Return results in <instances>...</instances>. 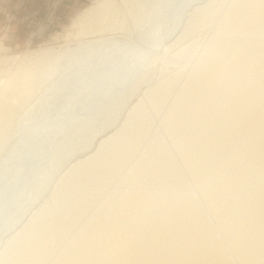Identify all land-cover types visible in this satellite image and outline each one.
<instances>
[{"label": "bare ground", "instance_id": "1", "mask_svg": "<svg viewBox=\"0 0 264 264\" xmlns=\"http://www.w3.org/2000/svg\"><path fill=\"white\" fill-rule=\"evenodd\" d=\"M96 1L0 57V264H264V0Z\"/></svg>", "mask_w": 264, "mask_h": 264}, {"label": "rangeland", "instance_id": "2", "mask_svg": "<svg viewBox=\"0 0 264 264\" xmlns=\"http://www.w3.org/2000/svg\"><path fill=\"white\" fill-rule=\"evenodd\" d=\"M95 2L97 1L96 0H0V57H4V56L7 57V56H13V55H17L18 57H21V56H25L26 53L29 54L32 51H35L38 49H45V48L46 49L48 48L51 50H58L59 47H60L59 49H64L68 45L71 48L73 46L76 47V43H75L76 36L74 37L73 36L74 34L68 35L67 32L71 30L72 21H73V18L76 16V14L79 13L81 10L90 7ZM147 20L148 21L145 23V26L142 28L143 30H146L149 28V26H151L152 18L151 19L148 18ZM129 35L132 36L131 33ZM132 38L130 37V39ZM193 40H196V38ZM140 46H141V49L143 47V49L149 50L153 56L155 54L156 58L157 57L161 58L164 55L161 47L155 49V47L150 42L148 43V46L147 45L145 46V44L140 45ZM150 46L151 47L153 46L154 49L149 48ZM146 55L147 53L145 52V56ZM185 56L186 55H184L181 61L184 60ZM123 62L124 60L121 61L122 65L120 64L121 71H122V68L124 70V67L128 65L127 63L128 61H125L124 63ZM134 66L135 65H133V67ZM4 67H5L4 65L0 64V76L3 74L2 71L4 70ZM126 68L127 67H125V69ZM118 70L119 69L117 68V72L114 71L113 73L114 78L113 77L111 78V82L114 80L113 81L114 83L111 85L107 84L108 87H106L107 89L105 90H103L105 87L102 88V85L99 86L96 89L97 94L99 93L98 90L101 91L102 89L101 92L105 91L104 95L108 92L107 98L111 95L117 96L118 95L117 93H119V91L124 89L126 87V84H129L127 83L126 79H124L126 77V72L122 71L124 72V75H121L123 73L121 71L119 72ZM118 72L121 74H119ZM57 75L59 76V74ZM120 75L125 76V77H121ZM54 76L55 74L53 75V77ZM60 78L61 77L58 78L59 82H62V80L63 81L65 80L63 78H61L62 79L61 80ZM116 78H118V80ZM68 79L69 78H67V80ZM119 79H122V82L121 80L119 81ZM52 81L53 79L51 80L49 84H51ZM115 82L116 83L120 82L123 84L121 86L125 85V87L120 88L121 87L120 83L115 85L116 84ZM74 87H75V84H74ZM113 87L115 88L112 90ZM127 87L129 86L127 85ZM69 88H72V87L70 86ZM71 90H74V89L72 88ZM108 90H111L114 93ZM104 95L102 94V96ZM56 100L55 102H60L58 101L59 99H56ZM60 100H63V99H60ZM131 100L134 101L135 97H133ZM71 102H73L72 103L73 105L71 104V106L72 107L74 106V108L70 110H65L64 112L66 116L67 114H69L68 117L64 116V114L62 115V117L64 116V118H71L67 121V123H70L69 121L75 122V120L72 118L75 116L76 112L79 113L80 115L82 114V116L80 115L76 116L77 120L78 119L80 120L88 119L89 117L93 115L92 113L94 112L95 109L99 111L100 110L99 108L105 104L104 101H103L104 103L102 102L101 104V100H100L99 103H97L99 105H95L94 110H93V109H88L89 105H86V104H82L80 106L74 105V102L76 103L75 99ZM41 108L42 107H38V109H41ZM85 114L86 116H83ZM43 116H44L42 118L43 123H41L40 125L41 121L37 120L38 122H36L35 126H33L35 127V129L40 126L39 129L41 130V126L46 125V124H49L50 126L52 125L51 126L52 128L55 124H58L60 122V118L59 119L55 118L56 116L55 114L52 115L53 118L50 115L49 119L52 118L51 121L48 120L47 117L45 118V115ZM79 116L81 118H79ZM52 121L53 122L58 121V122L54 124ZM52 130L55 131V128L53 127ZM45 134H46V129H45V132H42L39 136L36 137V140L44 138ZM47 147H50V144H48Z\"/></svg>", "mask_w": 264, "mask_h": 264}]
</instances>
